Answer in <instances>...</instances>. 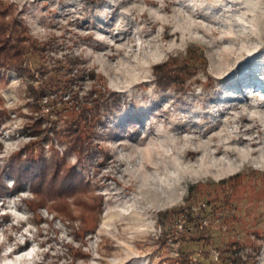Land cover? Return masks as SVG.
<instances>
[{"label":"rangeland","instance_id":"374dc122","mask_svg":"<svg viewBox=\"0 0 264 264\" xmlns=\"http://www.w3.org/2000/svg\"><path fill=\"white\" fill-rule=\"evenodd\" d=\"M7 1L17 5L29 34L45 43L43 56L27 55L32 69L78 56L121 102L105 112L94 149L80 162L50 123L42 124L44 153L54 149L89 182L77 193L102 196L96 222L86 219L81 239L46 206L37 213L28 208V185L10 191L5 168L35 138L24 126L46 112L29 109L26 86L45 76L29 81L0 68V188L7 187L0 193V264H177L180 248L197 264L210 262L199 242L157 241L156 213L183 204L195 183L202 188L207 179L250 168L264 172V0ZM191 45L202 50L206 73L198 69L184 92L159 89L152 65ZM90 84L82 79L79 89ZM244 172L230 215L243 232L228 238L259 245L253 264H264V178ZM73 210L77 224L81 217ZM254 228L261 238L249 233ZM227 229L213 225L211 233L219 241ZM172 230L180 236L182 218ZM69 245L84 257L72 260ZM210 254L216 260L213 248Z\"/></svg>","mask_w":264,"mask_h":264},{"label":"trees","instance_id":"16d2710c","mask_svg":"<svg viewBox=\"0 0 264 264\" xmlns=\"http://www.w3.org/2000/svg\"><path fill=\"white\" fill-rule=\"evenodd\" d=\"M87 1L92 3L96 0ZM45 49V43L29 34L17 5L13 1L0 0V68L13 70L19 77L29 81L36 80L37 75L45 76L38 84L29 82L26 86L29 109L36 113L45 108L46 112L37 113L24 126L35 138L15 153L8 168H5L13 179L10 191L17 192L28 185L31 195L24 199L28 208L37 213L40 207L46 206L66 222L76 235L81 234L82 239L87 231L86 219L89 217L88 221L96 222L97 214L101 211L102 196L94 191L77 193L79 188L88 186L89 182L54 149L50 148L48 155L44 153L40 140L48 129L42 124L50 123L52 134L68 151L76 154L80 162L88 159L94 149L97 124L105 112L119 105L121 97L107 88L102 75L95 74L93 69L82 68L81 59L75 55L64 54L63 58H55L51 69L45 65L32 69L26 63L27 55L43 56ZM198 69L206 73V59L201 49L191 45L184 54H170L166 60L153 64L152 74L159 89L184 92L187 89L186 82L197 74ZM82 79L91 81L86 90L79 89ZM206 85L212 87V83ZM243 172L216 181L207 179L202 188L195 183L183 198V204L158 211L156 222L160 232L157 241L165 243L170 238L173 241L199 242L204 257L211 258L206 264H253L260 246L228 238L243 232L240 221L230 216L235 208L231 196ZM248 173L259 181L264 178V172L252 168L244 172L246 176ZM5 190L7 187L3 185L0 193ZM73 208L77 209L81 217L77 224L73 219ZM178 218H182L180 236L172 230ZM213 225L228 227L230 234H221L219 241H216L211 233ZM255 229L249 233L261 238L262 234ZM212 248L216 260L210 254ZM68 251L72 260L84 257L71 245ZM174 260L177 264H197L192 260V252L181 248Z\"/></svg>","mask_w":264,"mask_h":264},{"label":"built area","instance_id":"2783aa9c","mask_svg":"<svg viewBox=\"0 0 264 264\" xmlns=\"http://www.w3.org/2000/svg\"><path fill=\"white\" fill-rule=\"evenodd\" d=\"M178 227L181 228V224H178Z\"/></svg>","mask_w":264,"mask_h":264},{"label":"bare ground","instance_id":"6f19581e","mask_svg":"<svg viewBox=\"0 0 264 264\" xmlns=\"http://www.w3.org/2000/svg\"><path fill=\"white\" fill-rule=\"evenodd\" d=\"M219 151V150H218Z\"/></svg>","mask_w":264,"mask_h":264}]
</instances>
